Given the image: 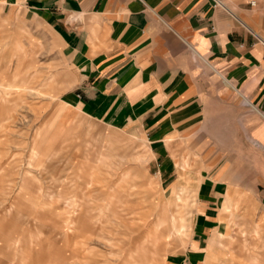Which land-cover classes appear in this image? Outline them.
<instances>
[{
  "label": "crops",
  "instance_id": "1",
  "mask_svg": "<svg viewBox=\"0 0 264 264\" xmlns=\"http://www.w3.org/2000/svg\"><path fill=\"white\" fill-rule=\"evenodd\" d=\"M0 49L1 62L38 55L69 71V90L38 122L47 130L37 155H10L12 207L27 223L108 239L97 223L117 213L124 225L125 155L134 168L148 155L169 206L146 238L172 239L191 223L164 264H264V0H0ZM28 158L40 184L62 186L21 185Z\"/></svg>",
  "mask_w": 264,
  "mask_h": 264
},
{
  "label": "rangeland",
  "instance_id": "2",
  "mask_svg": "<svg viewBox=\"0 0 264 264\" xmlns=\"http://www.w3.org/2000/svg\"><path fill=\"white\" fill-rule=\"evenodd\" d=\"M29 60L26 65L0 61V264H122L129 260L133 264L134 260L141 261L142 264H164L168 255L182 251L190 236L191 223L183 221L184 227L180 228V231L173 229L175 233L172 239L151 242L146 238L149 232L154 233L158 216L162 214L164 206H169L163 202L165 193L157 192L155 180L147 176L150 162L148 155H142L138 165L135 166L137 170L133 166L132 155H125L122 190L124 194H130V196L125 198L124 206L120 209L124 217L121 219L124 225L118 224L117 213L116 217L110 215L107 223H97L98 226L106 227L104 233L108 235V239L97 236L78 240L72 237L62 238V233L52 228L38 229L37 224L27 223L28 218L16 213L12 207L11 194L14 195L19 184L12 185L9 181L10 155H37V148L41 146L40 142L44 140L47 130L39 129L38 122L52 117L53 104L59 103L63 94L69 90V71L64 62L59 69L58 66L44 64L42 57L38 55L30 57ZM46 60L47 57L44 56L43 61ZM21 68L25 71L27 69L25 83L22 86H20L21 82L18 83L19 81L12 83L13 76ZM53 76L57 79L54 80ZM7 92L8 94H5ZM32 161L29 158L25 159L24 170H20V175L14 174L15 177L18 174L21 185L31 180L29 187H41L44 192L52 187L62 186L61 183L47 185L48 180L45 181V185L40 184L36 180L37 177L30 172ZM118 162L120 161L112 159L108 166L107 179L110 188L108 193L113 195L116 194L117 180L122 176L117 175L121 168ZM142 183L145 186H142ZM6 187L8 192L5 190ZM113 187L114 190H112ZM64 188L69 191L74 186L64 184ZM49 191L52 192V190ZM70 192L72 195L77 193L83 196L85 191L78 189ZM88 195L89 193L86 199ZM113 195L106 198L105 202L108 203L111 200L115 202L116 198ZM189 199L192 200L191 195ZM166 213L171 216L168 211ZM69 225L65 223L62 227L67 229ZM162 230H164L163 225L158 231L162 234ZM117 231H123V234ZM36 236L39 239H36ZM129 242L132 248L129 247ZM142 247L147 250V253L143 254ZM138 249L141 251L140 255L137 252Z\"/></svg>",
  "mask_w": 264,
  "mask_h": 264
},
{
  "label": "built area",
  "instance_id": "3",
  "mask_svg": "<svg viewBox=\"0 0 264 264\" xmlns=\"http://www.w3.org/2000/svg\"><path fill=\"white\" fill-rule=\"evenodd\" d=\"M255 3L253 2L252 5H254Z\"/></svg>",
  "mask_w": 264,
  "mask_h": 264
}]
</instances>
